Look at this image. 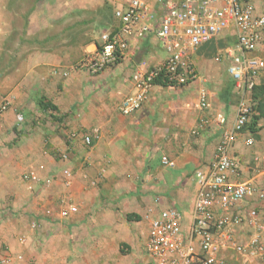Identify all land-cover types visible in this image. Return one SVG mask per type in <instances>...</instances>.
<instances>
[{
	"label": "crops",
	"instance_id": "crops-1",
	"mask_svg": "<svg viewBox=\"0 0 264 264\" xmlns=\"http://www.w3.org/2000/svg\"><path fill=\"white\" fill-rule=\"evenodd\" d=\"M253 3L258 13L264 12V0ZM113 10L106 0H0V102L6 95L11 98L0 114V259L9 258L4 264H67L69 254L80 249L117 264L120 246L128 245V255L134 253L138 232L147 237L149 220L162 210L177 209L184 230L191 225L197 171L208 170L223 130L233 126L241 96L227 76L228 62L225 67L207 55L229 43L225 32L233 29L196 53L193 61L200 54L206 60L199 61L200 78L173 88L154 84L141 107L125 115L118 105L132 90L134 65L143 57L160 63L165 54L150 33L100 72L76 68L83 54L96 49L100 34L113 30ZM257 53L264 58V45ZM254 84H264V69ZM203 87L211 92L206 109L197 106ZM42 96L57 110H41L37 101ZM245 96L252 106L259 100L251 90ZM40 112L57 117L53 119L61 126L34 124ZM216 112L225 116L224 124L193 133L201 117L213 123ZM253 113L258 116L254 129L239 133L230 154L239 160L232 181L250 182L256 189L238 207L255 209L257 226L237 225L235 234L246 242L258 233L264 244V114ZM18 116L30 132L8 154L5 135L22 126ZM87 134L92 138L88 144L83 139ZM43 147L49 156H38ZM57 151L66 158L57 162ZM162 155L174 166L162 165ZM39 162L45 165L41 175L48 185L29 191L22 173ZM58 163H64L60 171L52 169ZM63 169L70 175H63ZM69 206L76 210L67 213ZM83 225L88 228L84 235L78 231ZM222 255L228 264H243L232 251ZM245 264H264V257Z\"/></svg>",
	"mask_w": 264,
	"mask_h": 264
},
{
	"label": "built area",
	"instance_id": "built-area-1",
	"mask_svg": "<svg viewBox=\"0 0 264 264\" xmlns=\"http://www.w3.org/2000/svg\"><path fill=\"white\" fill-rule=\"evenodd\" d=\"M106 1L114 6L115 26L100 34L96 49L83 54L74 63L76 68L100 72L120 61L131 44L141 42L150 33L165 54L160 63L152 64L149 58L143 57L134 65L129 78L132 90L122 96L118 105L125 115L141 107L155 79L173 88L200 78L192 60L195 50L227 29H233L235 35V43L224 49L222 55L228 62L226 70L230 79L241 92L235 121L231 128L223 130L208 170L197 171L198 187L189 228L184 230L182 214L175 208L162 210L149 220L145 242L147 264H228L222 255L225 251H232L243 264L249 258L264 257V244L258 233L246 242L236 238L237 225L257 226L255 209L238 207L256 189L250 182L232 181V176L238 174L239 160L230 154L232 144L252 114V103L245 92L252 89L255 78L264 69V58L257 53L264 45V12L256 11L253 0ZM210 94L207 87L199 90L198 108L206 109L210 105ZM10 102V96L2 98L0 114ZM214 118L212 123L207 117H201L193 133L215 123H225V116L220 112ZM83 139L86 144L92 141L88 134ZM65 158L61 154V159ZM160 162L174 166V161L165 155L160 157ZM44 169L45 165L39 162L22 173L26 189L38 192L48 185L46 177L41 175ZM62 174L67 177L70 172L63 169ZM261 195L264 196V191ZM75 210V206H69L67 213ZM8 260V257L0 259V264Z\"/></svg>",
	"mask_w": 264,
	"mask_h": 264
},
{
	"label": "rangeland",
	"instance_id": "rangeland-1",
	"mask_svg": "<svg viewBox=\"0 0 264 264\" xmlns=\"http://www.w3.org/2000/svg\"><path fill=\"white\" fill-rule=\"evenodd\" d=\"M225 33H227L226 34V39L227 40H229V43H225V44H221V45H218L217 47H215V48H213L212 49V54L211 53H208L207 55L209 56V57H211L212 58V61L214 62V63H216V64H220V63H224L225 64V67H226V62L227 61H225V60H223V57H222V55H223V52H224V49H226V48H230V47H232L233 46V44H234V37L231 35V34H233V30H229V31H227V32H225ZM231 33V34H230ZM216 38L217 37H215V38H213L212 40H210V41H208L207 43H204V44H202L201 46H199L196 50H195V52H194V54H193V57H192V59L195 57V55H197L196 53H200V50L203 48V47H205V46H207V45H209V43L211 44V42H213V41H215L216 40ZM198 50V51H197ZM197 51V52H196ZM199 57V61H200V59H202V62H204V61H206L205 59H204V56L203 55H199L198 56ZM218 59V60H217ZM204 60V61H203ZM199 61H197V62H195L194 61V63H196L195 65H196V67L199 69ZM198 72H199V74H200V76L202 75L201 74V71H199L198 70ZM226 73H227V70H226ZM227 76L229 77V75H228V73H227ZM230 78V77H229ZM233 83V82H232ZM17 122H19V123H22V126L21 127H19V128H16L15 130H14V134H11V133H9V131H7L6 132V135H5V137H6V139L9 141V143H8V145H7V147H6V149L8 150V151H6L8 154H11L12 153V151H13V146L15 145V141L16 140H20V139H22V137H26V136H28V134H29V132H30V128H28L25 124H24V119H21V120H16ZM56 120H54L53 118H51L50 116H49V114L47 113V112H40L39 114H37L36 115V117H35V123L34 124H40V126H45V127H48V126H50V125H54V126H56L57 128L58 127H60L61 126V122H55ZM15 125H17V124H15ZM14 127H16V126H14ZM12 138H14L13 140H12ZM17 144V143H16ZM38 156L39 157H43V156H45V155H47L48 154V156L50 155V153H49V150L48 149H46L45 147H43V148H41V150H39L38 151ZM58 153H60V152H56V154L54 155V156H56L57 157V162H59V160H60V154L58 155ZM31 155H33L32 157H33V159L37 156V154H31ZM28 156H30V155H28ZM27 156V157H28ZM59 159V160H58ZM62 164H64V163H58V165H55L52 169H54V170H59L60 171V167L59 166H61L62 167ZM23 168H24V166H23ZM23 170V169H22ZM21 170V171H22ZM23 183V182H22ZM13 186L14 188H16V185H15V183H13V182H11V183H9V186ZM2 219H4L5 218V216L4 217H1ZM86 224V226H87V223H85ZM89 224V223H88ZM89 229L91 230V224H89ZM79 232H81V234L82 235H84V234H86L87 232H88V228H86L84 225L82 226V228L81 229H79L78 230ZM77 231V232H78ZM146 231V230H145ZM68 233H69V235H71V232H70V230L68 231ZM145 242H146V233L144 232V231H139L138 232V239H136L135 240V243L133 244V248H134V253H132L131 255H128V254H130V252H131V247L130 246H128V245H121L120 246V253H119V255H118V259H117V264H129V263H138V264H147L148 263V257L146 256V250H145ZM89 247H84V249H88ZM91 248V247H90ZM70 249H73V247L72 248H70ZM93 249V248H92ZM84 250H82V249H80V250H78V253H70L69 254V257H68V261H67V264H113L112 262H103V261H100V259H98L97 257H96V253H88V252H83ZM74 252H76V251H74ZM225 254V253H224ZM108 255L110 256V257H113L112 256V252H111V249H110V251H108ZM127 255V256H126ZM235 264H238V262L237 263H235Z\"/></svg>",
	"mask_w": 264,
	"mask_h": 264
},
{
	"label": "trees",
	"instance_id": "trees-1",
	"mask_svg": "<svg viewBox=\"0 0 264 264\" xmlns=\"http://www.w3.org/2000/svg\"><path fill=\"white\" fill-rule=\"evenodd\" d=\"M154 84H160V85H164L165 83L161 81V79H155V83ZM251 91L253 92V95L259 97V100L252 106V114L250 116V121L249 123L246 125L247 128H249L250 130L254 129V125H255V121L258 118L257 114H254L253 112L255 110L259 111L260 114H264V84H260V85H253ZM38 106L40 107L41 110L46 111V110H57V107L55 105H53L50 101L46 100L45 97H40L37 101ZM56 118L57 117H53ZM59 118V117H58ZM60 120V118H59ZM245 127V128H246ZM127 218L131 219V218H137L136 215L134 214H128Z\"/></svg>",
	"mask_w": 264,
	"mask_h": 264
}]
</instances>
